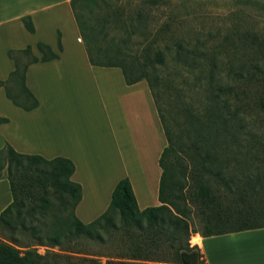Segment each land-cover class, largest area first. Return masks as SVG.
Returning <instances> with one entry per match:
<instances>
[{
  "label": "trees",
  "instance_id": "trees-1",
  "mask_svg": "<svg viewBox=\"0 0 264 264\" xmlns=\"http://www.w3.org/2000/svg\"><path fill=\"white\" fill-rule=\"evenodd\" d=\"M146 4L156 6L159 0ZM70 9L90 65L119 68L127 85L145 81L157 104L156 71L173 49L187 74L205 71L210 106L200 115L188 110L180 131L165 124L167 145L157 160L155 206L139 210L123 177L104 212L87 224L74 216L80 187L70 180V160L19 154L5 144L0 149V180L7 182L10 202L0 211V264H56L60 255L51 249L72 251L78 240L100 241L102 236L124 244L129 261L122 264H204L199 250L188 244L193 234L210 237L264 228V29L232 24L222 45L223 61L192 30L168 44L160 26L141 35L142 62L126 64L125 50L109 34L118 26L126 45L136 28L146 26L145 20L136 24L109 0H70ZM141 15L139 10L136 16ZM21 23L33 33L28 16ZM35 48L38 57L30 46L8 50L13 69L0 80L5 97L24 111L38 105L24 83L26 68L58 58L44 43L37 42ZM57 48L61 51L58 33ZM118 54L124 58L117 60ZM52 200L57 202L56 214L49 213ZM34 245L44 247V253H37Z\"/></svg>",
  "mask_w": 264,
  "mask_h": 264
},
{
  "label": "crops",
  "instance_id": "crops-1",
  "mask_svg": "<svg viewBox=\"0 0 264 264\" xmlns=\"http://www.w3.org/2000/svg\"><path fill=\"white\" fill-rule=\"evenodd\" d=\"M28 16L33 33L21 18ZM57 33L61 51L57 48ZM46 44L56 60L28 65L24 83L37 107H15L0 88V149L45 159L63 157L74 171L70 180L80 187L74 216L87 224L101 215L116 182L129 181L139 210L155 206L160 172L151 185L130 126L149 99L145 81L125 84L117 67L90 65L70 9V0H0V80L13 69L8 50ZM153 181V180H152ZM0 211L10 202L8 185L0 180ZM204 264H264V228L200 237L193 234Z\"/></svg>",
  "mask_w": 264,
  "mask_h": 264
},
{
  "label": "rangeland",
  "instance_id": "rangeland-1",
  "mask_svg": "<svg viewBox=\"0 0 264 264\" xmlns=\"http://www.w3.org/2000/svg\"><path fill=\"white\" fill-rule=\"evenodd\" d=\"M144 1L109 0L110 4L122 7L125 15L132 18L136 24L142 20L146 21V26L142 22L144 28L135 29L134 35L126 45L124 32L118 26H115L116 28L109 34V37L112 36L119 47L123 48L121 50H125L123 62L126 64L132 59L138 64L142 62V58L139 57L144 46L141 35L148 36L150 31L160 26H163L165 30L162 38L168 44H173L185 32L192 30L210 53L222 56L223 61L226 60V56L222 53L225 52L222 50V45L226 41L232 24L238 26L249 24L264 29V0H159L156 6L143 5ZM139 10L142 19L136 16ZM114 52H108V54L113 57ZM119 55L117 60L124 58ZM221 68L222 66L219 67L220 70ZM199 72L196 69L193 73L187 74L181 64L174 59V52L171 49L165 58V64L158 67L156 71L159 76V79L155 81L156 90L160 95L158 103L156 104L150 94L145 108H142L143 104L140 106L142 112L139 114L138 121L130 124L151 185H155L151 174L155 168L160 172L157 160L161 150L167 145L165 124L169 129L180 131L179 128L182 127L188 110L200 115L210 106L206 73L204 71L199 74ZM3 194L4 192L2 193L0 189V196L3 197ZM52 202L53 206L49 213L56 214L57 202L55 200ZM67 213L68 209L61 211L62 215ZM193 223V226L199 230L196 219H193ZM34 247L39 254L45 251L44 247L35 245ZM50 252L60 255L55 259L56 264H122L129 261L128 250L116 237L102 236L100 241L80 239L72 247V251L64 252L53 248ZM137 264L170 263L147 260L137 261Z\"/></svg>",
  "mask_w": 264,
  "mask_h": 264
}]
</instances>
